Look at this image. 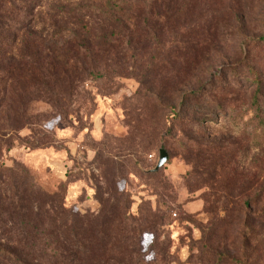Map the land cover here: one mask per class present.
<instances>
[{"label":"rangeland","instance_id":"obj_1","mask_svg":"<svg viewBox=\"0 0 264 264\" xmlns=\"http://www.w3.org/2000/svg\"><path fill=\"white\" fill-rule=\"evenodd\" d=\"M262 38L264 0H0V264H264Z\"/></svg>","mask_w":264,"mask_h":264},{"label":"trees","instance_id":"obj_2","mask_svg":"<svg viewBox=\"0 0 264 264\" xmlns=\"http://www.w3.org/2000/svg\"><path fill=\"white\" fill-rule=\"evenodd\" d=\"M262 41H264V38H262ZM58 66H59V62L57 63ZM58 66L56 67H53V68H57ZM260 98H261V88L259 87L256 91V94L254 96V99H253V107L255 108L257 114H260L261 112V105H260ZM248 230V229H247ZM246 244H247V240H246V237L244 238V246L246 247ZM60 248L62 250H60ZM62 251H65L64 254L62 253ZM66 255V250H64L62 247L59 246V264H67L66 261H65V256ZM0 256H5V257H8L9 256V259L14 262H18L17 258L15 257V255H13L11 252H8L6 249L0 247ZM232 263L233 264H246V262L244 261H239V260H232Z\"/></svg>","mask_w":264,"mask_h":264},{"label":"water","instance_id":"obj_3","mask_svg":"<svg viewBox=\"0 0 264 264\" xmlns=\"http://www.w3.org/2000/svg\"><path fill=\"white\" fill-rule=\"evenodd\" d=\"M167 162H168V154L164 150H161L158 163H157L155 169L152 171V173L159 172L162 168H164L166 166Z\"/></svg>","mask_w":264,"mask_h":264}]
</instances>
